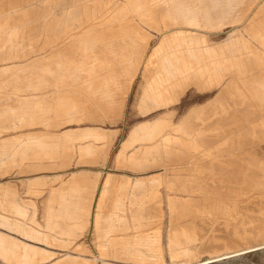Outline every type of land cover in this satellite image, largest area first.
I'll return each instance as SVG.
<instances>
[{
    "label": "bare ground",
    "instance_id": "obj_1",
    "mask_svg": "<svg viewBox=\"0 0 264 264\" xmlns=\"http://www.w3.org/2000/svg\"><path fill=\"white\" fill-rule=\"evenodd\" d=\"M245 1L0 0V175L63 169L74 158L77 164L105 160L110 135L99 128L68 126L118 119L138 74L144 79L138 101L142 113L159 107L169 112L180 102L178 93L191 83L199 91L218 90L197 117L201 123L175 122L166 113L133 128L121 145L116 156L123 168L139 172L161 167L170 177L107 178L95 196L99 175L72 173L47 192L41 222L34 219L36 206L30 198L21 199L14 186L1 187L0 229L8 234L0 231V264H165V251L172 264H191L183 259L193 256L195 232L172 218L189 203L181 193H192L193 186L189 179L182 180L184 175L177 176L181 163L168 160L175 153L209 151L211 141L204 135L210 131L223 140L235 134L234 129L228 133V124L238 116L258 118L264 127V0H258L242 28L226 42L209 37L226 24L242 21L239 6ZM148 30L160 34L154 48ZM179 106L172 110L179 111ZM258 162L248 155L232 158L228 166L236 164L238 172L242 166L256 169L254 180L246 174L241 181L246 188L264 192V165L257 167ZM213 165L189 171L192 176L206 172L214 177L220 170ZM41 184L29 180L27 193ZM160 188L181 196L165 191L172 220L166 247ZM231 191L212 194L222 200L220 196ZM207 207L205 215L230 214L225 204ZM89 223L97 239L94 247L75 244ZM52 249L75 251L77 256L67 252L55 257Z\"/></svg>",
    "mask_w": 264,
    "mask_h": 264
},
{
    "label": "rangeland",
    "instance_id": "obj_2",
    "mask_svg": "<svg viewBox=\"0 0 264 264\" xmlns=\"http://www.w3.org/2000/svg\"><path fill=\"white\" fill-rule=\"evenodd\" d=\"M252 1L253 0H246L239 6V9L244 12L242 21L226 24L219 31L209 34L213 42L224 43L228 40L230 35L235 33V30L242 28V24L245 21L244 19L247 18L258 2V0ZM247 4L248 6L246 7ZM148 32L150 33L149 43L154 48L159 43L160 34L154 30H148ZM143 83L144 79L142 78V74H138L124 97L122 113L118 119L106 120L94 126L88 125L89 123L86 121L68 126V128L73 127V130L78 127L81 129L91 127L99 128L110 135L111 145L105 160H98L96 164H77L76 162L79 160L74 158L70 161L71 163L69 166L63 169L36 171L31 173L11 171L0 175V188L6 185L14 186L17 188L21 199L30 198L36 206V208H34V219L41 222L43 214L42 202L45 200L47 192L51 187L56 188L59 186L61 180H67L72 173L78 171L97 173L99 175V182L95 196L97 195L99 186L103 184L107 178L115 179L116 181L122 179L131 181L135 178L143 179L158 175L162 177L168 175L161 167L149 168L139 172L123 168L121 163H119L121 161H119L116 156L121 145L126 142L133 128L141 124L150 123L154 120L156 121L159 116L165 115L166 113L169 114L168 118L175 122L184 120L186 124L188 123L191 125L201 123V120H198L197 117H201L202 113L210 106L218 90L215 88L207 92L199 91L196 89L195 85L191 83L182 93H178L180 102H175L174 105L170 107L169 112H165L167 108L159 107L142 113V111L139 110L138 101ZM176 104L178 106L181 105L179 106V111L172 110V107H176ZM202 110L203 112L201 113ZM257 120L258 118L255 117L248 118L244 115H242V117L238 116L234 121H230V125L228 124V133L231 132V129H234L235 134L227 135L223 140L220 139V136L210 131L206 133V136L204 135V139H209L211 141V146L208 148L209 151L200 148L198 151L191 153H175L174 157L168 160L173 163H181L182 166L179 167L177 176L180 174L181 176L184 175L181 177L182 180L187 181L189 179L188 185L193 186V192L188 194L190 197H188L187 194L181 193L184 195L181 199L187 200L189 203L180 207L176 212L177 215L175 214V217L172 218L178 221L181 227L191 229L195 232L196 241L192 245L194 247L193 256L183 259L191 264L203 262L233 251H244L252 247L264 245V192H256L252 190L251 187L246 188L245 184L241 181V178L246 174L247 176L245 177L254 180L258 172L256 169L252 168L250 169L251 171H248L245 166H242L243 168L240 169L242 173L240 174V171H237L236 164L228 166V162H230L232 158L243 159L248 155L255 156L260 161L257 167H260L259 165L262 164L264 165V127L258 125ZM237 142L240 144V147H237ZM238 148L240 150H238ZM179 157H181V160L177 159ZM185 162L188 164H184ZM212 164L215 165L218 171L220 170L214 177L206 172H197L192 176L191 171H189V169L205 170ZM222 166L227 167V170L231 171L228 173L222 172ZM168 176L170 177V175ZM54 177L57 179L56 181H53ZM193 177L195 184H192ZM33 179L41 180L42 184L29 187L27 193L28 187L26 184L29 180L32 181ZM226 190H232L231 194L220 196L222 200H217L212 194V192L222 193ZM165 191L167 192L168 190L160 188L162 198L161 207L163 211L162 217L160 218L162 226V243L166 247L167 232L171 227L172 220L167 208ZM169 193L178 198L181 197L179 196V191H170ZM205 196L209 198L206 199ZM220 203L230 207V214L228 216L216 215L212 211H210L208 215L203 213L204 211L202 210L205 209L208 204L217 205ZM32 211L33 210L30 208V214ZM0 231L8 234L3 229H0ZM9 235L19 238L13 234ZM96 242L97 239L93 232V227L89 223L87 229L84 231L83 235L75 241V244H81L84 247L90 248ZM37 246H41V244ZM51 251L55 253V257H63L67 252L71 254V256H77V252L75 251H62L61 249H52ZM250 252L208 264H264V247L260 248V250H256L254 253ZM88 256L91 257V255ZM164 259L165 264H172L167 251H165ZM108 262L112 264H138L116 260H109ZM97 264H101V262L99 261Z\"/></svg>",
    "mask_w": 264,
    "mask_h": 264
},
{
    "label": "trees",
    "instance_id": "obj_3",
    "mask_svg": "<svg viewBox=\"0 0 264 264\" xmlns=\"http://www.w3.org/2000/svg\"><path fill=\"white\" fill-rule=\"evenodd\" d=\"M254 252H256V251H254ZM254 252H250V253H254ZM247 254H249V253H247Z\"/></svg>",
    "mask_w": 264,
    "mask_h": 264
},
{
    "label": "water",
    "instance_id": "obj_4",
    "mask_svg": "<svg viewBox=\"0 0 264 264\" xmlns=\"http://www.w3.org/2000/svg\"><path fill=\"white\" fill-rule=\"evenodd\" d=\"M254 251H256V250H254Z\"/></svg>",
    "mask_w": 264,
    "mask_h": 264
}]
</instances>
